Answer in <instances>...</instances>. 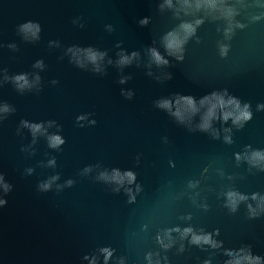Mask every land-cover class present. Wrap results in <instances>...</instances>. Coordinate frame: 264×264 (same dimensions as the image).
<instances>
[{"label": "water", "instance_id": "1", "mask_svg": "<svg viewBox=\"0 0 264 264\" xmlns=\"http://www.w3.org/2000/svg\"><path fill=\"white\" fill-rule=\"evenodd\" d=\"M89 47L106 55L70 62ZM214 92L252 118L223 120L239 114L226 104L201 130ZM52 134L65 143L49 147ZM262 157L264 0H0V264H264ZM229 193L245 197L235 210Z\"/></svg>", "mask_w": 264, "mask_h": 264}, {"label": "clouds", "instance_id": "2", "mask_svg": "<svg viewBox=\"0 0 264 264\" xmlns=\"http://www.w3.org/2000/svg\"><path fill=\"white\" fill-rule=\"evenodd\" d=\"M24 27H25L26 30H29V31H31L32 29H35V31L33 32L34 36H35L36 32H39V30H40L38 25H33L31 23L25 25ZM192 31H194V29ZM181 44H182L181 41L173 39V40L168 42L167 48H169V49H173V48L179 49L181 47ZM68 51L69 52H73V57H74V60H72L70 62H74L76 64V66L79 67V68H84L85 64H86V61L87 62H91L92 64H96L98 59H103V57L106 55L105 52L97 53L91 47L82 50V51H84L86 53V57L85 58H81L80 56H77L76 52L73 51V48H69ZM76 51L77 52L81 51V49H76ZM151 52H152V56L154 57V60H155V62L157 64H167L168 63L166 60L163 59V57L160 56V54L158 52H156L155 49H152ZM131 55H132V57H135L137 55V53L133 52ZM177 59H182V57L178 56ZM109 63H111V61H109ZM118 63L121 64V65L130 64L131 63V58L129 56H125V55L121 54V58H120ZM35 66L36 67H42L43 66V62L38 60L36 62ZM94 71H97V72L100 71L99 67L95 68ZM13 79H14V82L16 83V86H17L18 89H23L26 86H30L29 82L27 80V75L26 74L16 75ZM36 79H37V81H39L40 77L37 76ZM120 82L123 83L124 80H121ZM52 83L56 84V83H58V81L54 80ZM126 98L131 100L132 99V93L131 92L127 93L126 94ZM180 99H182L184 101V103L188 106V110L192 114H194L197 111V109L195 107L194 99L192 97L184 96V97H181ZM209 99H215L217 101V103L211 104V106L209 107L207 113L203 117V123L200 125L201 130H205L206 131L211 126L210 125V120L216 116L217 107L219 106L220 108H224L226 104L227 105H235V108L237 110H239V114L238 115H234L232 112H227L226 111V112L223 113V116H222L223 120L227 121L229 118H232L233 119V123L234 124H238L241 121H247V120H250L252 118V113L248 110L249 106L247 104H245L243 109H240V103L235 98H231L230 97L227 101H225L222 96H219L217 93L214 92V93L211 94V98L206 97L205 100L201 101V103L203 104V103H205V101H207ZM179 102H180V100L178 99L177 100V104L178 105H179ZM158 107L168 109L169 112H171V114L173 116H175L180 121H183L184 118H185L184 112L179 107H177L175 112H172V102L169 101V100H164V101L159 102L158 103ZM3 111L4 112H9L10 109H9V107L7 105H5ZM11 111H15V110L11 109ZM83 118L84 117L81 116V117H78L77 119L79 121V120H81ZM50 123H53V122H50ZM92 123L95 124L96 122L92 121ZM21 125L23 127L28 128L30 130V132L32 133L33 137H35L36 133L41 132L42 129H43V123H30L27 120H22L21 121ZM17 131H19V130H17ZM33 142H35V141H33ZM48 142H49V147H51V148H59L60 145L65 143V140L60 135L52 134V135L48 136ZM255 155L259 156L260 154L256 153ZM262 158H264V157H262ZM54 163H55L54 160L49 161L50 165H53ZM29 172H31V169H29ZM124 177H127L129 183H131V182H133L135 180V174L132 173V172H125L124 173ZM0 179H2V177H0ZM56 179H58V177L57 176H53L50 181L41 184L39 186L40 189L42 191H47L51 187L52 181H54ZM113 179H116V180L122 182L123 177L120 176L119 172H116L114 177H113ZM72 183H73L72 181H68L69 185H71ZM4 190H5V193H7L10 190V185L5 184L4 185ZM233 197H238L241 200L245 199V197L239 196L236 193H229V198L232 199ZM5 203H6L5 200L0 199V205H3ZM235 204H236V200L232 199L233 210H235ZM188 232H191V229H185V233H188ZM192 242L196 243V244H199L201 242L210 243L213 246H217L215 244V242L212 241L210 234L209 235H203V236H197V235L194 234ZM102 251L105 252V254H106L105 255V260H107V258L111 256V251L108 250V249H103ZM243 259L245 261H247V264H259V261H260L259 257H252L251 255H246L245 257H243ZM229 264H232V262H229ZM235 264H240V261H236Z\"/></svg>", "mask_w": 264, "mask_h": 264}]
</instances>
